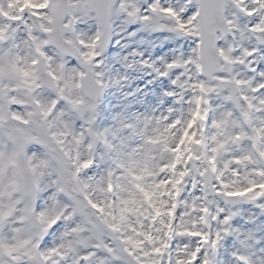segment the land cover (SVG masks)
Instances as JSON below:
<instances>
[{
	"label": "snow or ice",
	"instance_id": "1",
	"mask_svg": "<svg viewBox=\"0 0 264 264\" xmlns=\"http://www.w3.org/2000/svg\"><path fill=\"white\" fill-rule=\"evenodd\" d=\"M0 264H264V0H0Z\"/></svg>",
	"mask_w": 264,
	"mask_h": 264
}]
</instances>
